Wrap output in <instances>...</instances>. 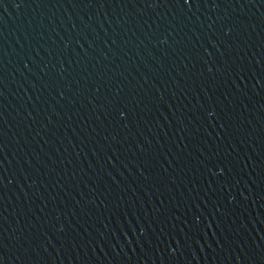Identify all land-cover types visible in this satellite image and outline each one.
<instances>
[{
  "label": "water",
  "instance_id": "water-1",
  "mask_svg": "<svg viewBox=\"0 0 264 264\" xmlns=\"http://www.w3.org/2000/svg\"><path fill=\"white\" fill-rule=\"evenodd\" d=\"M0 264H264V0H0Z\"/></svg>",
  "mask_w": 264,
  "mask_h": 264
},
{
  "label": "snow or ice",
  "instance_id": "snow-or-ice-1",
  "mask_svg": "<svg viewBox=\"0 0 264 264\" xmlns=\"http://www.w3.org/2000/svg\"><path fill=\"white\" fill-rule=\"evenodd\" d=\"M186 2H187V0H186Z\"/></svg>",
  "mask_w": 264,
  "mask_h": 264
}]
</instances>
